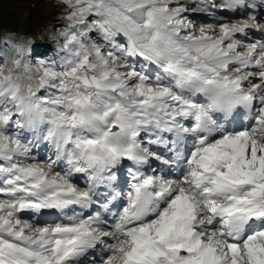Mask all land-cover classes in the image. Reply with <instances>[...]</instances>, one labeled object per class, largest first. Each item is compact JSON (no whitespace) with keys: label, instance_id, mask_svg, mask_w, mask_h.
Listing matches in <instances>:
<instances>
[{"label":"snow or ice","instance_id":"1","mask_svg":"<svg viewBox=\"0 0 264 264\" xmlns=\"http://www.w3.org/2000/svg\"><path fill=\"white\" fill-rule=\"evenodd\" d=\"M60 3L0 39V264H264V0Z\"/></svg>","mask_w":264,"mask_h":264},{"label":"rangeland","instance_id":"2","mask_svg":"<svg viewBox=\"0 0 264 264\" xmlns=\"http://www.w3.org/2000/svg\"><path fill=\"white\" fill-rule=\"evenodd\" d=\"M63 10L60 0H0V39L7 34L13 39L33 45L37 52L32 55L53 58L58 51L56 41L63 23ZM219 18V15L197 13L195 23L199 27L214 23ZM43 34L53 38L47 45L41 42ZM259 34L261 33H258V36L250 35L249 39H259ZM55 219L56 217H52L42 221L51 222Z\"/></svg>","mask_w":264,"mask_h":264},{"label":"trees","instance_id":"3","mask_svg":"<svg viewBox=\"0 0 264 264\" xmlns=\"http://www.w3.org/2000/svg\"><path fill=\"white\" fill-rule=\"evenodd\" d=\"M7 19V18H6ZM41 42L42 43H46V44H49L52 40H53V38H50V36L49 35H47V34H43L42 36H41ZM31 46V48H32V53L34 54L35 53V48H34V46L33 45H30ZM37 56H34L33 55V58L35 59Z\"/></svg>","mask_w":264,"mask_h":264},{"label":"bare ground","instance_id":"4","mask_svg":"<svg viewBox=\"0 0 264 264\" xmlns=\"http://www.w3.org/2000/svg\"><path fill=\"white\" fill-rule=\"evenodd\" d=\"M230 15H231V14H225V16H224L223 18H226V19H227L228 16H230ZM219 19H220V18H219ZM262 21H263V20H262ZM256 35L258 36V33H256L255 36H256ZM259 35H261V34H259ZM251 37H252V36H251ZM260 38H261V37H260ZM244 118H245V120H246V117H244ZM232 126H233V127H236L235 124L232 125ZM39 219H40V220H44V218H42V216H40Z\"/></svg>","mask_w":264,"mask_h":264}]
</instances>
